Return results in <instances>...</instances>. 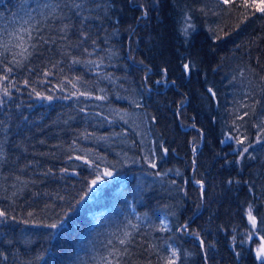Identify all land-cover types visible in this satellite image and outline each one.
I'll return each instance as SVG.
<instances>
[{"label":"trees","instance_id":"obj_1","mask_svg":"<svg viewBox=\"0 0 264 264\" xmlns=\"http://www.w3.org/2000/svg\"><path fill=\"white\" fill-rule=\"evenodd\" d=\"M260 6L0 0V264H260Z\"/></svg>","mask_w":264,"mask_h":264},{"label":"snow or ice","instance_id":"obj_2","mask_svg":"<svg viewBox=\"0 0 264 264\" xmlns=\"http://www.w3.org/2000/svg\"><path fill=\"white\" fill-rule=\"evenodd\" d=\"M233 2V0H223V3L225 4H231ZM81 5L80 4H75V8H80ZM257 11L261 12V13H264V0H261V6L257 8ZM77 16L80 15L79 12H76L75 13ZM84 20H87L88 17L85 16L83 17ZM68 25H65V28H67ZM193 25H191L190 23H188L186 25V27H184L183 29V32L185 35H187L188 33V29L189 28H192ZM81 35L84 37V39H88L87 35H85L83 32H81ZM17 39L19 40V43L16 45V47H19L20 48V52L19 53H14L13 54V60L10 61V63H13L15 64L17 67H22V60L20 59H16L15 57L18 55L20 57H22L24 60L28 59L33 53L29 51V46H26L25 45V41H23L22 38L20 37H17ZM29 39L31 40L32 37H31V34L29 33ZM31 47H35V45H31ZM5 48L7 49V46H5ZM85 52H87V49L84 50ZM89 55H91V53H89ZM81 61L79 60H74L73 63L74 64H78L80 63ZM88 63H95V61H88ZM184 68L185 70H190V66L185 64L184 65ZM12 68H5V72L7 73H11L12 72ZM45 75H48V73H45ZM8 79V76H0V82L2 81H5ZM73 87H75V84H73ZM211 91V90H210ZM3 95L8 97L10 96V92H9V89L7 87H5L3 89ZM83 95V93H82ZM245 115H247V113H245ZM240 119H243L244 117L241 116L239 117ZM228 139H232V137H228ZM237 143L238 144H243L244 141L237 138ZM252 145L251 144H248L246 147L243 148V152L247 153L249 148H251ZM166 151V150H165ZM77 159H79V157H77ZM84 163L87 164L89 163L88 160H84ZM152 167H155V165L153 164ZM104 175L106 176H109L111 177L112 176V173L111 172H105ZM17 179H19V177H17ZM96 181H93V184L95 185ZM29 216L32 215V213H28ZM247 216H248V219H249V222L251 223L252 225V229L253 231L250 232V234L248 235V240L251 241L253 239L254 236L256 235H260L259 233H257L255 231V229L257 228V218L252 214V210H251V206L249 207V210H248V213H247ZM8 214L3 211V210H0V222H6V220L8 219ZM46 227H49V228H52V229H56L58 227L57 224L55 223H52V224H48L46 225ZM166 230V229H165ZM131 234L130 233H125V238L124 239H121L120 240V244L121 245H126V244H129L131 243ZM260 240H261V243L260 245L255 249V258L257 261L260 262V264H264V235H260ZM201 244H203V241H201ZM171 251V254L169 256H166V257H162L163 261H164V264H177V261L179 259V256H178V252L176 249L172 248L170 249ZM123 255H127V248L124 249V252L122 253ZM111 255L113 256H119L120 253L114 251L111 253ZM106 259V264H120V261L119 259L117 258L116 260H107Z\"/></svg>","mask_w":264,"mask_h":264},{"label":"rangeland","instance_id":"obj_3","mask_svg":"<svg viewBox=\"0 0 264 264\" xmlns=\"http://www.w3.org/2000/svg\"><path fill=\"white\" fill-rule=\"evenodd\" d=\"M27 23H29V21H27ZM26 24V23H25ZM26 26H27V24H26ZM110 172L109 170H107V169H103L102 170V177H97L96 179H94L93 181H96V183H95V185L93 184V181H92V185H91V189H90V191L89 192H91V191H95L102 183H103V180L105 179V178H110L109 176H106V175H104V173L105 172ZM113 176V175H112ZM111 176V177H112Z\"/></svg>","mask_w":264,"mask_h":264},{"label":"bare ground","instance_id":"obj_4","mask_svg":"<svg viewBox=\"0 0 264 264\" xmlns=\"http://www.w3.org/2000/svg\"><path fill=\"white\" fill-rule=\"evenodd\" d=\"M199 245L202 247V244H201V242L199 243Z\"/></svg>","mask_w":264,"mask_h":264}]
</instances>
